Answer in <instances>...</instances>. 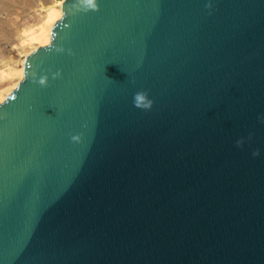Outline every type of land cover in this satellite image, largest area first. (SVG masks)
Segmentation results:
<instances>
[{
    "label": "water",
    "instance_id": "water-1",
    "mask_svg": "<svg viewBox=\"0 0 264 264\" xmlns=\"http://www.w3.org/2000/svg\"><path fill=\"white\" fill-rule=\"evenodd\" d=\"M261 117L264 0H63L0 102V264H264Z\"/></svg>",
    "mask_w": 264,
    "mask_h": 264
},
{
    "label": "rangeland",
    "instance_id": "rangeland-1",
    "mask_svg": "<svg viewBox=\"0 0 264 264\" xmlns=\"http://www.w3.org/2000/svg\"><path fill=\"white\" fill-rule=\"evenodd\" d=\"M55 1L57 0H0L1 101L13 88V84L20 81L21 76L14 71L21 67L22 55L35 50L31 37L48 18Z\"/></svg>",
    "mask_w": 264,
    "mask_h": 264
},
{
    "label": "bare ground",
    "instance_id": "bare-ground-1",
    "mask_svg": "<svg viewBox=\"0 0 264 264\" xmlns=\"http://www.w3.org/2000/svg\"><path fill=\"white\" fill-rule=\"evenodd\" d=\"M62 3H63V0H57L54 2V4L51 6L53 9L50 15L45 21H43V23H41V25L38 27V30L31 37V44H33L34 49H36L38 46L45 45L50 42L53 25L62 16ZM28 54L22 55V60H21V65H20L21 67L14 71L15 74H18L19 76H21V79L24 75V63H25V58ZM18 82L19 81L14 83L13 84L14 86L12 85L13 88L10 89L9 93L17 86ZM6 96L7 95H4L3 99H5Z\"/></svg>",
    "mask_w": 264,
    "mask_h": 264
},
{
    "label": "clouds",
    "instance_id": "clouds-1",
    "mask_svg": "<svg viewBox=\"0 0 264 264\" xmlns=\"http://www.w3.org/2000/svg\"><path fill=\"white\" fill-rule=\"evenodd\" d=\"M88 4L92 6V8L96 7L97 4V0H88ZM207 7L211 8V3L206 5ZM70 54H71V50H70ZM61 76V72L60 71H56L55 73H53V78H58ZM41 83L43 84V81H41ZM148 96V93L146 91H138L134 94V99L133 102L135 104V106L140 107V108H144V109H149L151 108V100L148 99L147 102L146 98ZM262 122H264V117H261ZM243 144V140H238L237 141V145H242ZM253 155H259V151H255L253 153Z\"/></svg>",
    "mask_w": 264,
    "mask_h": 264
}]
</instances>
